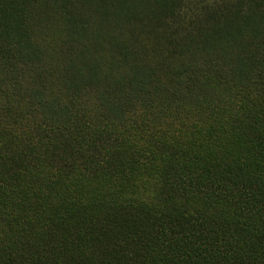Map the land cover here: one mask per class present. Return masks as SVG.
<instances>
[{"label":"trees","instance_id":"1","mask_svg":"<svg viewBox=\"0 0 264 264\" xmlns=\"http://www.w3.org/2000/svg\"><path fill=\"white\" fill-rule=\"evenodd\" d=\"M0 264H264V0H0Z\"/></svg>","mask_w":264,"mask_h":264}]
</instances>
